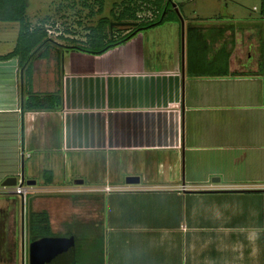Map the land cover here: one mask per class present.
<instances>
[{"label": "crops", "instance_id": "1", "mask_svg": "<svg viewBox=\"0 0 264 264\" xmlns=\"http://www.w3.org/2000/svg\"><path fill=\"white\" fill-rule=\"evenodd\" d=\"M173 1L184 38L179 17L102 54L59 43L55 56L31 62V86L17 56L0 59V185L23 172L39 193L69 194L56 198V209L31 192L23 208L21 196L0 189V264H52L32 251L41 239L31 240V212L48 213L53 235L47 237H76V245L80 235L66 224L73 217L101 219L100 198L86 192L111 185L71 183L108 162L116 170L124 164L140 182L184 186L199 197L224 198L244 192V185L264 188V0ZM29 89L59 99L25 108ZM154 161L157 177L147 171ZM63 204L76 214L66 215ZM143 205L124 199L111 207L107 264H244L246 256L259 264L261 246L251 233L229 244L230 232L240 227L223 211L198 213L193 201L190 226L180 214L173 229L158 232L142 227Z\"/></svg>", "mask_w": 264, "mask_h": 264}, {"label": "rangeland", "instance_id": "2", "mask_svg": "<svg viewBox=\"0 0 264 264\" xmlns=\"http://www.w3.org/2000/svg\"><path fill=\"white\" fill-rule=\"evenodd\" d=\"M130 0H27V17L31 22V26L35 27L42 25L45 30L49 28L52 33L47 34L55 42L62 44L70 43H82L85 41L87 34L89 33V27L95 29V37L103 34V28L107 36L111 39V23L119 21L121 11L131 4ZM140 0H132V6L134 3L138 4ZM101 7V8H100ZM100 8V9H99ZM178 14V13H177ZM138 15L141 18H147L151 16L150 10L145 6L138 9ZM108 20L109 23L104 27V21ZM129 27H116L115 32L122 34ZM20 24L15 22H0V53H6L13 49L14 44L17 43ZM18 33V34H17ZM57 45L49 42L46 46L41 48L40 53L42 56H55L57 52ZM60 50V49H59ZM59 52V51H58ZM41 55V54H40ZM40 56L36 55L32 61H35ZM25 77L27 76L24 73ZM27 84V80H25ZM116 166L113 164H103L95 169V171L87 174L86 176H80L84 179V186L86 188L103 187L107 182L113 186V190L110 192H86L91 193L93 197L98 196L101 203V208L98 214L102 217L98 221L78 220L77 217H73V220L67 223L68 229L71 232H75L80 235L79 240L75 245L74 264H107L108 255L110 251V232L111 223L110 218L113 215L111 207L118 202V200H128L143 205L145 210L143 215L144 226L156 228L158 232L161 230L173 229L175 222L178 220L179 215L187 218L185 224L190 226L189 214L191 212V203L196 201V207L198 213L206 212H218L219 210L232 217L230 224L233 227H240V229L232 230L229 240V244L241 238L242 233H251L252 242L255 240L257 245L261 246L259 264H264V192H260V189L249 186H242L239 190L244 192H233L224 195V198H214L211 195H202L205 197H199L200 195H194L190 193H184L177 187H164L159 181L153 182L142 179L139 184H133L129 189L126 178L130 175L125 169L124 164H120L116 170ZM134 172L137 173L138 168H134ZM147 171H151V175L157 177L158 165L157 162H152ZM28 174L26 173V177ZM112 177V181H109L105 177ZM41 180L38 179V185H42ZM71 184H75L74 180ZM249 187V188H247ZM3 187L0 185V189ZM246 189H257V191H251ZM37 191V192H36ZM34 191V195L43 197V205L45 202H52L57 209L56 198L62 196H69L67 193H39L42 190ZM32 193V194H33ZM30 194L27 195V202H30ZM178 195L181 197L179 198ZM186 196V198H185ZM223 199V200H221ZM178 200V201H177ZM66 202V201H64ZM112 202V204H111ZM123 203V202H122ZM62 206V205H61ZM65 214H76V209L72 205H64ZM29 209V208H28ZM27 209V210H28ZM86 213L92 211V205L87 204L85 206ZM128 210H131L129 206ZM56 211V210H55ZM113 211V210H112ZM131 212V211H128ZM170 214L172 217L170 220H162V214ZM260 214V217L254 222V215ZM242 227L245 230H242ZM253 234H256L254 237ZM62 235V233L58 234ZM215 244H219V237L215 238ZM226 239V238H225ZM205 240V239H204ZM203 241L199 242L202 244ZM148 241L145 242L146 246ZM27 252H30L29 239L26 241ZM232 255V254H231ZM233 260V257H230ZM244 264H251L252 262L246 256L243 260H240Z\"/></svg>", "mask_w": 264, "mask_h": 264}, {"label": "trees", "instance_id": "3", "mask_svg": "<svg viewBox=\"0 0 264 264\" xmlns=\"http://www.w3.org/2000/svg\"><path fill=\"white\" fill-rule=\"evenodd\" d=\"M129 2L132 4V0ZM131 4H129L130 6L128 8L126 7L121 11L118 19L119 21L138 22V25L127 28L129 32L126 34L122 35L119 32H115L113 27L111 28L112 36L110 39L105 32V28H103V34L97 39L95 37V29L89 27V33L84 42L81 44L73 42L66 45V47L91 54H102L111 47L126 42L141 30H146L166 21L177 20L179 18L173 0H140L138 4L134 3V6ZM145 6L150 10L151 16L141 18L138 15V9ZM0 22H17L20 24L19 36L15 48L5 55H0V59L17 56L21 67L27 75V85L31 86L32 59L36 55L42 56V53L40 55L39 52L49 42L56 45L61 44L52 40L42 25L31 26V22L27 17V0H0ZM104 23V27H106L109 21L106 20ZM57 98L56 95L52 94L44 96L36 95L29 89V95L25 101V108H47ZM29 227L32 241L53 235L50 231L49 216L46 211L29 213Z\"/></svg>", "mask_w": 264, "mask_h": 264}, {"label": "water", "instance_id": "4", "mask_svg": "<svg viewBox=\"0 0 264 264\" xmlns=\"http://www.w3.org/2000/svg\"><path fill=\"white\" fill-rule=\"evenodd\" d=\"M176 12L181 18L182 27H183V38H184V20L181 16L179 9L176 7ZM138 25L137 21H116L111 23V27H130ZM21 180L22 183H26L27 185L34 186L36 185V180H25V176L23 172H21ZM18 177L12 176L6 178L2 183V187H14L17 185ZM77 185H83V179H77L75 181ZM126 183L129 185L139 184L140 178L138 176H128L126 178ZM75 241L76 237L69 238H61V237H47L43 238L40 241H37L32 244V251H36L40 253L39 255H43L47 258L48 263L52 264H72L74 255H75Z\"/></svg>", "mask_w": 264, "mask_h": 264}, {"label": "built area", "instance_id": "5", "mask_svg": "<svg viewBox=\"0 0 264 264\" xmlns=\"http://www.w3.org/2000/svg\"><path fill=\"white\" fill-rule=\"evenodd\" d=\"M49 33H52V30H50L49 28H47V30ZM49 36V35H48ZM51 37V36H49ZM6 190H12L15 194L21 196L22 198V202H23V208H25L26 206V201H27V195L31 192L36 191L35 189H33V186L27 185L26 183H22L21 180V174L18 176V182L17 185H15L14 187H3ZM182 190H185L186 188L183 186L181 188ZM101 190L106 191V192H110L113 190L112 186L106 185L104 188H102Z\"/></svg>", "mask_w": 264, "mask_h": 264}]
</instances>
